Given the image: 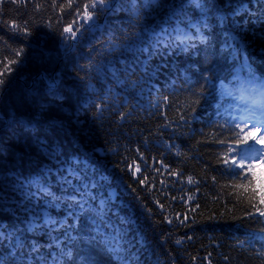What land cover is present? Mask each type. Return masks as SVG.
Segmentation results:
<instances>
[{
    "label": "trees",
    "instance_id": "1",
    "mask_svg": "<svg viewBox=\"0 0 264 264\" xmlns=\"http://www.w3.org/2000/svg\"><path fill=\"white\" fill-rule=\"evenodd\" d=\"M135 2L139 20L129 0H114L111 9L97 8L96 27L79 20L84 27L75 41L63 33L76 18L72 10L57 22L61 13L51 0L0 3V72L15 58L14 50L23 48L0 85V225L20 228L26 242L40 245L49 264L57 242L72 253L64 264H116L102 245L89 240V217L76 221L66 205L47 211L67 224L23 231L28 217L43 223L47 198L33 182L50 186L57 196L96 182L92 203L108 201L107 219L124 230L139 264H264V217L246 215L254 209L248 199L238 200L232 187L244 185L249 196L254 189L253 203L264 209L259 203L264 168L251 161L247 179L245 173L230 176L221 163L225 146L211 138L221 132L214 125L227 118V113L217 116L220 103L233 114L252 107L240 98L251 91L244 69L264 79V0H206L214 6L211 27L204 30L211 37L208 45L199 42L193 27L200 11L186 0H158L147 9L143 0ZM36 4L43 7L37 10ZM25 22L27 33L12 27ZM112 44L122 46L109 50ZM224 90L233 95L221 99ZM192 99L199 100L195 111L184 107ZM182 114L186 120L179 119ZM253 131L257 139L262 136ZM160 161L180 175H168ZM134 162L142 173L134 174ZM6 247L0 246L5 258Z\"/></svg>",
    "mask_w": 264,
    "mask_h": 264
},
{
    "label": "snow or ice",
    "instance_id": "2",
    "mask_svg": "<svg viewBox=\"0 0 264 264\" xmlns=\"http://www.w3.org/2000/svg\"><path fill=\"white\" fill-rule=\"evenodd\" d=\"M3 0H0L2 3ZM129 2L133 5L132 16L135 20H139L141 9L136 5L135 0H129ZM114 0H88V3H84L83 0H67L66 4H58L56 0H51V7L60 12L61 15L58 17L57 22L63 21L62 13L68 12L72 10L75 13L76 18L68 22V26L63 28V33L66 34L67 38L75 41L77 39V33L80 32L81 28L84 27L83 24L79 23V20L83 18V20L88 23L89 29L96 27L95 15L97 8L101 11L105 9H111ZM158 0H143L144 9L149 8L150 6L156 5ZM188 5H194L200 11V19L199 21L193 25L196 30V34L198 36L199 42L204 45H208L211 43V37L205 34V29H209L211 26L208 23L209 13L212 10L213 5L206 2V0H186ZM37 10H40L43 5L36 4ZM91 9V11H89ZM176 15V13H173ZM27 22L23 27L12 24L14 30H22L27 33L29 30L27 28ZM52 24L49 23V27ZM75 26V27H74ZM182 31V30H181ZM187 40H191V37L187 36V33H183ZM161 43V39H156V44L159 46ZM183 43V41H182ZM122 45L120 44H112L109 50H113L116 48H120ZM165 46H168L167 44ZM189 44L185 43V47H188ZM23 52V48H18L14 50L15 58L11 61H7L4 63V72H0V85L4 83L3 76L12 71L10 64H14L18 62V58L20 53ZM7 60V58H5ZM100 71L101 69H97ZM247 71V79L245 81L248 89L251 91H246L241 95L242 100H248L249 104L252 107L246 106L244 113L241 114H233L231 108L229 106L220 103L218 105L217 116L224 118L225 113H227V118L225 119V123L214 125V127H219L221 129L220 133L213 132L211 134V138L218 144L224 145L225 148L221 152V156L223 159L221 163L225 165L226 171L230 176H234L237 178L241 177L242 173H245L244 179H247V173L252 169L253 164L251 161L256 159H260L259 153L264 151V148H256L255 144H249V141H255L257 144L264 145V136H257L253 129L257 132L259 131L256 128V125L260 127H264V79L258 80L256 75L251 72L249 69L245 68ZM113 76L118 77V73L113 70ZM118 83H126V81H120L117 79ZM135 83V82H133ZM50 88L54 89L55 85L50 84ZM252 91H258V95H252ZM202 93V89L196 90L193 92V96H199ZM233 95L232 90H224L220 93L221 99L225 97H231ZM164 104L168 103V97H163ZM199 103L198 99H192L188 103L184 105L185 108H189L191 111H195V108L192 105ZM259 105V107H256ZM159 107V104L156 105ZM98 110L102 107V105L96 106ZM221 109L223 111H221ZM124 113H121V118L124 117ZM180 120H186L185 115H180ZM239 120L240 123H236ZM248 121H255V124L252 125V128H249ZM241 124L244 127H241ZM227 133V134H225ZM223 138H220V137ZM237 145H245L244 148H238ZM237 157L239 159H237ZM162 165L163 169L168 170V175L178 176L179 172L170 170L168 165L163 164V161L159 162ZM134 174L142 173V169L139 164H135ZM158 173L161 169H155ZM70 175L73 177L80 179V174L76 170H72ZM65 180V183L70 182L66 178H62ZM154 179V178H153ZM215 179V178H213ZM148 178L144 177V181H147ZM164 183V181H161ZM187 182L189 184L195 183L192 177H187ZM22 186H23V182ZM35 184V189L38 193L42 194L47 198V203L45 205V210L43 211V223L42 225L37 222V216L33 215L31 217L26 218L23 222L25 224V228L23 231L26 232H34L38 227L41 226H50L53 230H55V226L60 223L61 225L67 224V220L57 221L53 218L49 212L48 208H56L61 205H66L68 208V214L75 218L76 221H79L82 216H88L90 220V236L89 240L93 243H99L105 249V251L109 254L110 258L113 259L116 264H139V260L134 254L128 244L130 242H125V233L124 230L118 227L115 223L111 222L107 219L108 211H107V203L104 198L99 199L98 204H93L92 202L97 200V196L93 194L91 189L97 187L96 182H92L90 184H83V190L80 188H76L75 193L73 195H61L57 196L50 188V186L45 185L39 181L33 182ZM32 187L33 184L30 183L28 185ZM232 187L237 191V199L243 200L248 199L249 205L254 209V211L247 212L246 215L253 216L255 214H259L260 217H264V209L257 206L253 201L255 200L256 193L255 190H251V195L249 196V189L245 188L242 184H234ZM242 190V191H241ZM175 199V197H174ZM184 199V197H181ZM187 199L189 201L193 200V196H188ZM158 203V201H157ZM259 203L264 205V196H261ZM163 207V205H161ZM195 211V209H192ZM73 239H76L75 237ZM179 243V241L177 242ZM7 245L5 248V252L7 253V258H5L4 254H0V264H49V261L46 257L40 255V245L37 242H26L24 236L22 235V230L20 228H16L12 231H9L5 226L0 225V246ZM56 247L58 248V252L51 257V264H64V260L67 257L72 255L70 250H65L60 247L59 242L56 243ZM264 255V253H261Z\"/></svg>",
    "mask_w": 264,
    "mask_h": 264
},
{
    "label": "rangeland",
    "instance_id": "3",
    "mask_svg": "<svg viewBox=\"0 0 264 264\" xmlns=\"http://www.w3.org/2000/svg\"><path fill=\"white\" fill-rule=\"evenodd\" d=\"M251 124H255V121H250ZM256 128L259 129V131L257 132L259 135L262 134V136H264V127H260L259 125H256ZM261 158H264V152H262Z\"/></svg>",
    "mask_w": 264,
    "mask_h": 264
}]
</instances>
